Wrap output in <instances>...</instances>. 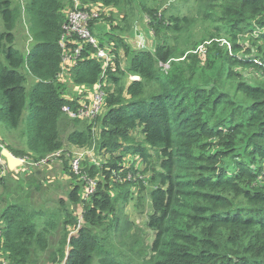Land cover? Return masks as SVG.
Instances as JSON below:
<instances>
[{
	"label": "trees",
	"instance_id": "trees-1",
	"mask_svg": "<svg viewBox=\"0 0 264 264\" xmlns=\"http://www.w3.org/2000/svg\"><path fill=\"white\" fill-rule=\"evenodd\" d=\"M129 1L79 0L111 9ZM193 1L194 17L172 15L165 24L162 15L150 13L155 28L170 31L174 45L159 40L152 50H132L124 41V26L95 34L94 22L90 25L99 45L111 48L115 64L106 72L103 114L90 123L68 118L83 127H72L67 144L90 148L92 128L98 124L99 147L110 161L97 168L83 160L81 168L86 166L89 177L101 171L103 183L86 202H81L78 186L70 192L74 207L84 203V224L78 226L67 214L52 250L49 239L58 222L38 225L41 213L28 205H4L1 253L9 264H28L33 255L48 250L51 264H93L95 259L98 264H264V0ZM64 2L73 4L26 0L32 43L23 53L13 33L21 12L14 0H0V123L15 131L24 122L27 152L5 147L17 158L38 161L63 149L59 124L66 116L61 109L74 106L64 98L67 87L58 80ZM196 20L222 32L228 44L212 41L204 53L184 55L180 40ZM119 50L126 57V73ZM87 51L94 53L85 47L71 71L74 85L93 86L101 79L102 63ZM181 57L183 61H176ZM127 73L138 80L126 85ZM28 78L32 84L27 90ZM129 155L134 158L130 167L118 166ZM139 163L146 165L151 186L145 228L152 239L145 246L131 233L133 225L117 215L118 203L133 197V182L127 178L139 173ZM115 172L125 181L113 197L109 181ZM141 186L140 195L145 190ZM68 225L77 233H66ZM113 228L127 252L106 243L103 235Z\"/></svg>",
	"mask_w": 264,
	"mask_h": 264
},
{
	"label": "rangeland",
	"instance_id": "rangeland-1",
	"mask_svg": "<svg viewBox=\"0 0 264 264\" xmlns=\"http://www.w3.org/2000/svg\"><path fill=\"white\" fill-rule=\"evenodd\" d=\"M14 4L21 12L20 19L13 32L15 34V46L24 53L32 43L28 31L29 21L24 11L26 0H14ZM64 4L67 5L64 6V10L71 8V4L69 5L66 2H64ZM144 8H146V10H143ZM194 10L195 3L193 0H131L121 9L107 10L105 14H102L101 17L93 23V32L95 34H103L109 31L113 32V28L119 26L123 28L124 26V41L134 50L142 46L137 42L138 40L134 35L135 30H139L143 34L145 40H147V43H144V47L148 48L147 50H152L159 40H166L171 45H174L175 42L169 30H167V34H165L163 31L154 27L150 13L157 17L158 15H162L164 17V23L168 24V17L172 15L179 17H194ZM212 37L215 38L211 39ZM180 41V49L186 50L184 55L188 53H204L205 46L209 45L212 41L219 43L220 46L228 44V40L223 36L222 32L217 33L211 24L203 23L198 20L195 21L190 32L184 35ZM118 54L121 60V68L125 71V54L122 50H119ZM183 60L184 57H181L176 61ZM163 68L164 71H167L169 66ZM237 70L239 71L240 69ZM136 79H138L136 76L127 73V78L124 79V82L127 85ZM31 84L32 80L28 78L27 90L30 88ZM25 115L26 113L24 117ZM75 123L76 122L69 121L68 118L62 116L59 124V136L63 143V149L57 153L56 157L54 156L50 159L51 161L49 164L37 168L19 167L18 172H13L11 174L5 173L4 175L1 171L5 163L3 162L0 165V178L3 179H0V211L6 204L12 202L23 203L28 205L29 209L41 213V217L39 216L36 220L38 225H42L48 220L54 223L58 222L56 224V226H59L58 229H54V231H52L53 233L50 235V250L55 247L58 237L63 233L60 222L64 220L67 214L73 215L78 226L82 227L84 224L82 218L83 206L80 204L74 207L68 200L70 192L74 190V188H77V186L80 189L81 198L85 187V180L81 179V176H73V173L71 174L70 171L71 158L74 157L79 149L67 144V136L73 129L72 127H83L82 124ZM23 124L24 122H22L15 131H8L0 123V151L5 149V147H11L15 151L27 152V141ZM92 129L94 143L90 148L93 149V154L85 157L84 162L87 163L86 166L101 168L104 163L110 161V156L106 154L107 151L104 148L99 147L101 137L98 124L94 125ZM138 134L139 133L135 132V137L138 141H141L142 138L140 134ZM90 148L84 150H90ZM133 159L134 158L129 155L124 162L121 161L118 163V166H128L127 168H129L130 162H132ZM154 160L155 157H153V161ZM86 166H82L83 174L85 173L83 169H85ZM145 166V164L144 166L140 163L137 165L135 164V170L139 173L136 176L130 174L131 179L129 180L133 182V187L131 189L133 197L130 199L131 201L129 200L130 202L127 201L129 203H124L122 200L117 205V215L120 217L121 222L127 221L133 225L131 233H136L144 246L150 244L152 239V235L145 228L147 215L151 212L148 200V192L151 190L148 180L150 175L145 172ZM87 176L88 179L92 178L89 180H93L97 182V184L99 182L103 183L104 178L101 176V171L93 177ZM88 179L87 183L89 181ZM124 179L125 178H121L118 175V172L111 174L109 184L110 193L113 197L121 192L120 190H122V188L119 184H123V181H125ZM141 184L144 185L145 190L140 195L139 190L142 189ZM75 229L76 227L74 228V226L68 225L65 228V232L69 235H71L70 233L75 234ZM139 229L143 231V234L137 232ZM112 231H114V228L111 229L108 234L105 233L103 235V237L106 238L108 246L113 247L115 251L127 252L128 248L126 247V242L120 241V239H118V234ZM50 250L42 254L33 255L28 264H51L48 261ZM93 264H98L97 259L93 261Z\"/></svg>",
	"mask_w": 264,
	"mask_h": 264
},
{
	"label": "built area",
	"instance_id": "built-area-1",
	"mask_svg": "<svg viewBox=\"0 0 264 264\" xmlns=\"http://www.w3.org/2000/svg\"><path fill=\"white\" fill-rule=\"evenodd\" d=\"M72 2L71 8L64 10L65 19L62 24V34L59 40V47L61 49V72L58 76V80L67 87V93H65L64 98L73 102L74 106L65 105L62 107L61 112L69 119L88 121L90 123L103 113L106 98V72L109 67L115 64V56L111 52V48L109 46L101 47L99 45V42L90 29V25L97 21L102 14H105L107 10L112 9L102 7L98 4L82 5L79 0H72ZM137 42L142 45L139 47H144V44L139 41ZM87 46H91L94 49V53L87 51L90 58L102 63L101 79L93 86L74 85L70 78L71 71L73 67L76 66L77 62L81 60V54L85 51V47ZM165 66L167 65L163 67ZM68 86H70L72 92L77 95L75 99L70 98L72 94L69 95ZM57 153L46 156L38 161H32L27 156L22 158L16 157L19 160V164L13 170H9L7 161L1 154L2 158H0V165L3 162L5 163V165L2 166L1 172L3 175L5 173L11 174L13 172H18L19 167L37 168L49 164L51 161L50 159L54 156L56 157ZM92 154L93 149L78 150L70 161V171L74 175L81 176L80 178L85 180L84 191L80 198L81 202L89 201L97 187V182L89 180L92 178L88 179V176L83 174L81 168V164L85 157ZM7 170H9V173ZM87 179L89 180L88 183ZM130 179L131 176L128 175L127 180ZM83 204L84 203L81 205L83 206ZM1 243L2 238L0 237V264H9V262L2 257Z\"/></svg>",
	"mask_w": 264,
	"mask_h": 264
},
{
	"label": "water",
	"instance_id": "water-1",
	"mask_svg": "<svg viewBox=\"0 0 264 264\" xmlns=\"http://www.w3.org/2000/svg\"><path fill=\"white\" fill-rule=\"evenodd\" d=\"M134 35L139 42H141L142 44L145 43L143 34L139 30H135ZM1 154L4 157V159L7 161L9 170H13L16 166H18L19 160L10 152H8L6 149H3L1 151Z\"/></svg>",
	"mask_w": 264,
	"mask_h": 264
},
{
	"label": "crops",
	"instance_id": "crops-1",
	"mask_svg": "<svg viewBox=\"0 0 264 264\" xmlns=\"http://www.w3.org/2000/svg\"><path fill=\"white\" fill-rule=\"evenodd\" d=\"M68 93H71L72 94V95L69 94L71 99H75L77 97V95L74 92H72L70 86H68ZM71 131H73V129Z\"/></svg>",
	"mask_w": 264,
	"mask_h": 264
}]
</instances>
